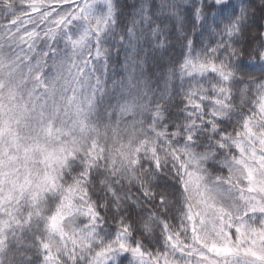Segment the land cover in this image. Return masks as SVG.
<instances>
[{"label": "snow or ice", "instance_id": "obj_1", "mask_svg": "<svg viewBox=\"0 0 264 264\" xmlns=\"http://www.w3.org/2000/svg\"><path fill=\"white\" fill-rule=\"evenodd\" d=\"M181 7L0 0V264H264V0ZM170 22L158 94L139 45Z\"/></svg>", "mask_w": 264, "mask_h": 264}, {"label": "trees", "instance_id": "obj_2", "mask_svg": "<svg viewBox=\"0 0 264 264\" xmlns=\"http://www.w3.org/2000/svg\"><path fill=\"white\" fill-rule=\"evenodd\" d=\"M133 0H128V3H132ZM158 2V0H156ZM195 0H182L181 14L186 17V28L191 29V12H192V4ZM235 2V0H233ZM126 15L131 11V9H126ZM251 23L254 27H259L261 24H264V19L261 18L260 14L257 13L255 17L252 18ZM168 29L170 30V35L166 32L165 35L160 37L161 40L165 39L167 36V43L164 48L155 50L152 46L145 42V38H141L139 47L142 48L140 52V58L145 59L146 63L144 64L145 71L152 76V86L157 90L158 94L165 89V79H167V74L171 68H173L176 63L182 59L181 52V44L176 39L178 33L175 30L174 23L170 22L168 25ZM121 28H117V32H120ZM196 47L199 49L201 45V41L205 44L210 42V37L204 34H196L194 36ZM152 44H155V40L152 41ZM119 47V45H116ZM126 75V66H125V57L123 50L120 51L119 56L116 55L115 49H113L112 60L108 69L109 78L119 79L120 77ZM187 83V82H185ZM180 80L179 78H174L169 80L167 89L168 96H171V100L168 104L169 110L173 114H177L179 109L183 107L180 103L181 96L178 94L180 92ZM168 96L165 98L167 99ZM139 218L135 215L133 216V220L136 221ZM109 226L114 227L115 222L111 220V216H109ZM160 229L157 227L156 232L159 233ZM124 264H127V260L124 261Z\"/></svg>", "mask_w": 264, "mask_h": 264}]
</instances>
